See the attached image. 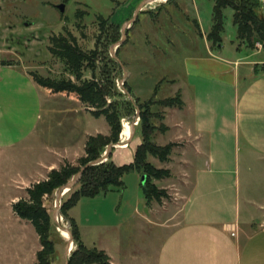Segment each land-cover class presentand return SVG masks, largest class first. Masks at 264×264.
Returning <instances> with one entry per match:
<instances>
[{"label": "rangeland", "instance_id": "obj_1", "mask_svg": "<svg viewBox=\"0 0 264 264\" xmlns=\"http://www.w3.org/2000/svg\"><path fill=\"white\" fill-rule=\"evenodd\" d=\"M144 1L0 0V65H17L23 71L43 79L70 81L78 85L80 81L75 74L49 52L51 40L59 37L69 40L73 38L83 52L97 49L105 58H112L111 49L122 40V29L127 25L129 29L126 30L125 41L115 54L118 62L115 61L120 67V71L113 73L118 92L125 95L126 86L132 93L129 96L143 104L180 97L172 80H177L179 89H183L188 86L186 73L200 72L194 67L196 60L212 61L208 58L211 43L207 37L212 27L214 3L212 0L156 1L148 4L135 19L137 9ZM255 1L257 13L264 20V4L262 0ZM61 5L64 6L63 14L57 9ZM223 15L221 45L224 50L221 58L233 60L236 51L232 46L235 44L238 49L254 55L249 59L250 62H264L261 45L256 44L254 49H250L245 42L237 39L232 9H226ZM101 19L107 23V27H118L116 43H109L115 35L107 31V28L105 33L100 32ZM134 19V23H131ZM257 52L260 54L255 56ZM239 59L242 63L246 62L245 57L240 56ZM208 63H200L201 75L208 72L206 77L212 78L215 72L209 69ZM82 74L84 80L91 79L86 70ZM190 85H193L191 81ZM184 94L187 97V93ZM152 110L153 115L162 119L153 118L152 125L165 127L164 112L167 109L155 106ZM138 115L140 117V111ZM89 121L93 123L88 127L91 134H107L109 127L103 117L90 118ZM122 126L125 128L122 138L124 143L128 139L130 120L122 121ZM134 128L136 142L141 135L140 128ZM165 133L157 131L151 141L158 147H165L171 140L170 136L163 137ZM135 146L134 143L127 150L116 146L112 150L115 159L124 153H133ZM186 148L173 149L168 162L164 164L153 158L148 160L157 170L170 173L169 179L154 182L168 197L162 200L161 205L155 202L151 204L158 211L154 215V226L148 225L140 217L143 214H147L146 218L149 216L147 210H144L142 176L130 173L123 178V191L95 199H81L68 213L83 244L88 248L96 247L109 252L113 260L120 264H131L127 257L130 254L140 260L132 264H142L144 257L155 255L170 232V228H160V224L166 221L170 225L175 223L180 209L192 192L194 169L202 164L195 160L193 148L191 151L189 147ZM40 157L35 153L24 154L21 151L0 152V264H36V254L41 249L39 238L29 223L21 221L13 213V206L20 200L28 199L27 191L32 186L47 180V171L35 172ZM248 170L242 164L241 201L244 213L248 211L249 200L254 206L264 207V163H253L250 166V177L247 175ZM73 191L63 197L61 206ZM55 194L43 200L52 221L56 210ZM136 205H141L138 207L140 215L132 217L130 214ZM255 215L256 218L260 216ZM149 220H153V216ZM53 225L59 235V264H65V248L70 241L66 230H70L71 224L62 216L61 209L58 221L56 224L53 221ZM75 249L76 246L72 244L70 255Z\"/></svg>", "mask_w": 264, "mask_h": 264}, {"label": "crops", "instance_id": "obj_2", "mask_svg": "<svg viewBox=\"0 0 264 264\" xmlns=\"http://www.w3.org/2000/svg\"><path fill=\"white\" fill-rule=\"evenodd\" d=\"M211 47L208 58L212 61L196 60L194 67L200 72L186 73L188 86L179 89L177 80H172L183 106L166 108L163 137L170 136L167 145L177 149L193 148L195 160L202 164L194 169L192 192L175 223L159 226L170 228L169 234L142 264H264V207L258 209L249 200L244 213L241 201L242 164L250 177V166L264 163V62H250L254 55L235 44L233 60L221 58L222 45ZM200 63H208L215 76L201 75ZM90 111L73 98L40 88L17 65H0V152L40 155L36 173L47 171L48 177L84 157L88 138L102 135L89 131L93 125L89 120L95 118ZM135 140L136 132L129 145L119 149L127 150L134 143L139 147L141 137ZM135 150L117 160L113 155L112 161L119 167L129 165ZM140 206L134 207L132 217L140 215ZM144 210L148 218L147 214L140 217L154 226L158 211L146 200ZM102 252L110 264H120L109 252ZM127 257L131 264L140 261L132 254Z\"/></svg>", "mask_w": 264, "mask_h": 264}, {"label": "trees", "instance_id": "obj_3", "mask_svg": "<svg viewBox=\"0 0 264 264\" xmlns=\"http://www.w3.org/2000/svg\"><path fill=\"white\" fill-rule=\"evenodd\" d=\"M214 3L212 27L207 41L212 47L221 46V36L224 32V15L226 9L233 11V26L237 30V39L245 42L250 49L256 44L261 45L264 53V20L257 13L255 0H212ZM100 32L111 31L115 37L109 43H116L118 40V27L108 25L101 19ZM52 47L49 49L51 55L65 65L76 78L79 84L70 81H54L43 79L35 74H30L32 80L40 88L49 91L53 95H64L80 102L87 109H90L93 117H103L109 127L110 135L88 138L84 157L76 162V166L65 164L58 171H52L47 180L32 186L28 191V199L20 200L13 206V213L21 221L29 223L39 238L40 251L36 254V264H59L60 254L57 249L59 235L53 225L52 218L43 205L45 197L53 196L56 191L72 181L80 170L87 165L100 160L106 152L107 147L116 146L124 137L125 128H122V121L130 120L140 111L139 132L141 145L137 147L132 163L129 165L116 166L112 161V154L106 162L97 166L89 167L82 174V177L72 195L61 206L62 216L70 222V232L73 237V244L76 246L71 253L68 264H110L108 256L96 248H87L80 239L75 223L69 219L68 213L76 207L81 199H95L106 196L115 191H123V178L130 173H137L146 177L142 191L148 205L157 203L161 205L163 199H168L167 194L159 190L155 181H164L170 178L169 171L157 170L149 162V158L158 160L161 164L167 163L169 157L177 145L169 144L165 147H158L151 137L157 131L166 132L165 127L152 125V119H161L153 115V108H182L180 97L176 96L159 102L140 103L133 98L127 99L126 95L118 92L114 72L120 71L115 60L104 57L102 52L94 50L88 53L83 52L77 42L63 37L53 38ZM98 44H101L98 42ZM119 50V49H118ZM4 65V64H3ZM6 66V65H4ZM264 70V66H262ZM89 72L91 79L84 80L82 73ZM126 85V84H125ZM126 92L131 96L130 89L126 86ZM162 120V119H161ZM114 150V149H112ZM72 192V191H71ZM58 239V240H57Z\"/></svg>", "mask_w": 264, "mask_h": 264}, {"label": "water", "instance_id": "obj_4", "mask_svg": "<svg viewBox=\"0 0 264 264\" xmlns=\"http://www.w3.org/2000/svg\"><path fill=\"white\" fill-rule=\"evenodd\" d=\"M154 1H157V0H145L140 5V7L137 9V12L135 14V19L138 17L139 13L143 12V9L149 3L154 2ZM57 9H58V11L61 14H63V12H64V6L63 5L59 6ZM135 19L131 23H134ZM128 29L129 28H128L127 25H125L123 27V29H122V40L116 46H113L114 47L113 49H111L112 58L114 60H116L117 62H118V60L115 57L116 50H118L122 46V44L124 43L125 36H126V30H128ZM124 94L129 98L130 101H132V98L129 96V94L126 91H124ZM138 114H139V111L136 112V116L134 118L130 119L131 129H132V134H131L130 139L126 143H123L122 140H121V137H120L121 141L119 142L118 145H116L117 147H122V146H126L127 147L129 145V143L131 142L133 134L135 132V128H134L133 123H134V121L139 119V115ZM116 146L107 147L105 154L103 155V157L100 160H98V161H96L94 163H91V164L87 165L86 167L82 168L80 170V172L73 177L71 182H69L68 184H66L65 186L59 188L56 191V194H55L56 210H55L54 215H53V221H54L55 224H56L57 218H59V213H60V209H61V201H62L64 195L68 194L69 192H71V191H73L75 189V187L78 185V183H79V181H80V179L82 177V174L85 172V170L87 168L93 167V166H97V165H99V164H101L103 162H106L108 157H109V155L112 154V149H114ZM145 182H146V177H142V186L145 185ZM66 231H67V233H68V235L70 237V241L67 243L66 248H65V259H66L65 264H68V259L70 257V252H71L70 251V244L71 245L73 244V237H72V234H71L69 229H67Z\"/></svg>", "mask_w": 264, "mask_h": 264}, {"label": "bare ground", "instance_id": "obj_5", "mask_svg": "<svg viewBox=\"0 0 264 264\" xmlns=\"http://www.w3.org/2000/svg\"><path fill=\"white\" fill-rule=\"evenodd\" d=\"M157 1H167V0H157ZM154 2H156V1H154ZM154 2H151V3H154ZM151 3H149V4H151ZM129 131H130V136H131V134H132V130H130L129 129ZM65 196V195H64ZM57 221H58V218H57ZM56 221V222H57ZM66 233H67V231H66ZM68 234V233H67ZM70 238V237H69ZM71 249H72V245L70 244V251H71Z\"/></svg>", "mask_w": 264, "mask_h": 264}, {"label": "built area", "instance_id": "obj_6", "mask_svg": "<svg viewBox=\"0 0 264 264\" xmlns=\"http://www.w3.org/2000/svg\"><path fill=\"white\" fill-rule=\"evenodd\" d=\"M262 2H263V4H264V0H262ZM138 124H139V119L136 120V121H134V123H133L134 127L138 126Z\"/></svg>", "mask_w": 264, "mask_h": 264}]
</instances>
